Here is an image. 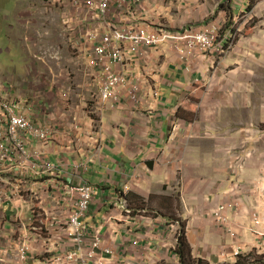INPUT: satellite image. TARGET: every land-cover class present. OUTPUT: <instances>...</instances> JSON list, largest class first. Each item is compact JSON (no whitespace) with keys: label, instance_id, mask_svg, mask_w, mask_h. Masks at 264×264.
<instances>
[{"label":"crops","instance_id":"obj_1","mask_svg":"<svg viewBox=\"0 0 264 264\" xmlns=\"http://www.w3.org/2000/svg\"><path fill=\"white\" fill-rule=\"evenodd\" d=\"M113 9L89 28L106 33L112 24L148 30L216 25L217 46L223 52L215 47L188 52L185 43H179V49L174 42L143 48L141 56L127 54L128 61L115 66L127 77L119 102L100 101L95 116L72 107L48 114L57 124L56 140L34 147L59 166V184H89L97 190L84 220L89 231L83 249L93 233L112 253L100 254L106 264H180L175 249L183 223L194 260L236 264L234 250L239 246L244 261L264 264V237L257 234L264 232L260 128L257 121L242 125L247 113L234 114L240 108L235 95L258 85L250 77L264 70V0H142ZM227 33L235 35L230 48ZM90 48L85 42L86 56ZM84 77L86 89L95 86L100 91L99 68H88ZM84 79H79L83 89ZM133 84L140 88L136 103L128 94ZM54 96L69 98L59 92ZM219 133L229 139L217 142ZM235 148L243 150L238 157L242 161L235 160ZM124 201L126 209L121 207ZM67 203L37 215L10 205L0 209V264H68L53 262L57 255L75 250L62 237L65 229L57 226L72 214L73 205ZM229 204L237 207L223 214L234 233L213 217L219 206ZM255 217L260 224L254 223ZM37 218L48 231L46 240L32 231ZM23 237L28 246L25 261L16 247ZM247 251L253 253L245 255Z\"/></svg>","mask_w":264,"mask_h":264},{"label":"built area","instance_id":"obj_2","mask_svg":"<svg viewBox=\"0 0 264 264\" xmlns=\"http://www.w3.org/2000/svg\"><path fill=\"white\" fill-rule=\"evenodd\" d=\"M142 0H74L78 5H85L98 17H105L112 13L115 5L122 10L129 5L140 3ZM220 28L212 25L203 30H189L168 32L164 29L148 30L147 28L119 24H112L106 33H91L90 52L87 56L92 68L100 69L102 81L100 83V98L102 103L119 102L121 87L127 83L126 74L115 66L124 65L127 54L142 55L143 48H152L165 42H174L177 48L182 49L179 43H185V49L190 52L198 48L205 53L214 47L223 52L219 43ZM228 48L235 39V35L227 33ZM87 42L84 37L82 40ZM127 45L128 49L123 47ZM139 87L129 86V98L133 102L139 100ZM44 105V104H42ZM42 105L34 106L32 102H21L2 93L0 89V209L10 205L14 209H32L33 214L45 212L46 209H59V204L73 205L72 214L57 222V226L65 229L63 238L72 242L75 250L59 254L53 258L55 263L106 264L100 254L112 255L109 249L103 248L99 234L92 233V240L86 246L89 227L84 222L86 215L95 197L97 190L88 184L70 186L59 184L57 178L61 172L57 164L52 163L46 152L35 148L37 143L48 144L57 137L56 123L48 115V108ZM59 185L63 191L59 190ZM60 195L61 197H59ZM67 203V204H68ZM126 209V201L121 205ZM232 205H221L214 212L213 217L218 223L226 221L223 213ZM41 217H39L40 219ZM32 226V231L38 237H44L48 231L43 228L41 221ZM255 217L254 223L260 224ZM261 234L264 237V232ZM56 236H60L57 234ZM25 237L19 239L16 247L22 261L26 260L28 247L24 243ZM264 248V239L262 242ZM242 249L237 246L234 257H240Z\"/></svg>","mask_w":264,"mask_h":264},{"label":"rangeland","instance_id":"obj_3","mask_svg":"<svg viewBox=\"0 0 264 264\" xmlns=\"http://www.w3.org/2000/svg\"><path fill=\"white\" fill-rule=\"evenodd\" d=\"M94 19H98L96 13L91 12L85 5L76 4L74 0H0L2 93L24 103L32 102L34 106H40L43 101L44 105L41 107L48 106L47 112L53 116L56 108L65 107L87 110L86 113L89 111L91 116H95L101 101L98 99L100 91L95 86L86 89L87 80L84 75L87 74L88 68H93L83 50L85 42L82 40L84 37L90 46V34H101L99 27L89 28L91 24H95ZM189 28L194 27L183 26L179 30H164L176 32ZM80 31L83 32L81 37ZM80 73L82 77L78 76ZM257 74L259 76L249 77L251 80H258V85L250 84L248 92L235 95L240 100V108L234 109V114L247 113L248 117L241 121L242 125L251 121L258 122L259 144L264 152V70H258ZM80 78L84 79L85 89L80 86ZM58 92L60 96L69 98L65 101L57 98L54 95ZM83 100L86 102H82ZM216 137L217 142H226V139H229V135L225 133H219ZM234 152L235 160L244 155L240 148H235ZM223 215L226 221L217 222L218 225L234 233L228 226L229 217ZM251 251L245 252V255L252 254ZM241 259L244 260L245 256Z\"/></svg>","mask_w":264,"mask_h":264},{"label":"trees","instance_id":"obj_4","mask_svg":"<svg viewBox=\"0 0 264 264\" xmlns=\"http://www.w3.org/2000/svg\"><path fill=\"white\" fill-rule=\"evenodd\" d=\"M175 253L177 254L179 258L180 264H205L201 260H194L191 256V249L187 242L186 238V232H185V226L182 223L181 228L177 235V246L175 249ZM241 256L239 257V260L236 262V264H261V260H254L251 263H247L246 261H240Z\"/></svg>","mask_w":264,"mask_h":264},{"label":"clouds","instance_id":"obj_5","mask_svg":"<svg viewBox=\"0 0 264 264\" xmlns=\"http://www.w3.org/2000/svg\"><path fill=\"white\" fill-rule=\"evenodd\" d=\"M40 105H42V104H40ZM89 185V184H88ZM91 186V185H90ZM92 187V186H91ZM4 209V208H3ZM90 210V209H89ZM89 212V211H88ZM28 247V246H27ZM28 252V251H27ZM27 257V256H26ZM26 260H27V258H26Z\"/></svg>","mask_w":264,"mask_h":264}]
</instances>
